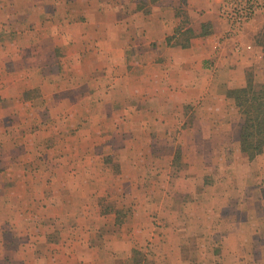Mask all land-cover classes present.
I'll return each instance as SVG.
<instances>
[{
  "label": "rangeland",
  "instance_id": "374dc122",
  "mask_svg": "<svg viewBox=\"0 0 264 264\" xmlns=\"http://www.w3.org/2000/svg\"><path fill=\"white\" fill-rule=\"evenodd\" d=\"M56 1L0 0V264H264V147L240 150L226 95L263 70L212 68L214 97L157 98L183 84L134 74L133 0H104L74 50ZM90 152L82 213L79 174L57 180L50 161Z\"/></svg>",
  "mask_w": 264,
  "mask_h": 264
},
{
  "label": "crops",
  "instance_id": "0c3cea01",
  "mask_svg": "<svg viewBox=\"0 0 264 264\" xmlns=\"http://www.w3.org/2000/svg\"><path fill=\"white\" fill-rule=\"evenodd\" d=\"M220 1L185 0L181 7L183 14H176L179 9L178 0H159L153 4L146 0H133V13L126 17L127 20L133 17L134 39L133 44H129V49L133 52L134 74L139 77V82L146 84L154 82L167 85L171 89L174 88V85H171L172 82L183 84L178 86L176 91L171 90L172 92L164 87L165 95L152 91L157 98L164 97L169 100L175 97L178 100H190L202 95V99L203 94L206 98L214 97V92L207 93L208 88L204 89V92L201 90L206 84L218 83L212 75L208 82L205 71L222 66L224 68L227 66L229 72L238 73V82H242L240 74L245 69L253 70L254 74L257 72L258 78L263 70V76L259 79L264 78V56H262L264 49L261 44V37L264 33V12L257 13L244 27L237 37L240 48L235 50L231 41L219 40L223 31V25L217 17ZM56 2L65 7L63 12L56 11L54 14L58 15L55 20L61 21L67 27L65 37L70 40L72 50L79 47L78 38L89 36L91 31L97 29L96 25H100L101 21L104 24L106 20L105 10L106 5H109L107 1L57 0ZM139 7L140 10H138ZM108 20L114 26L116 16ZM59 23L57 22L54 26ZM186 29H189L188 32ZM58 33L57 35H60ZM83 44L87 47L86 42ZM124 46L118 48L123 47L124 50ZM202 75L206 76L204 82ZM202 82L203 85H200ZM191 85L194 87L192 88ZM143 95L144 93L141 92L138 96ZM215 96L218 100H226L222 94H215ZM163 124L161 122L162 126ZM156 125H148V132ZM99 163L98 156L93 152L82 154L79 158L72 155L57 157L50 161V170L57 180L72 181L70 177L79 174L78 188L82 193L79 195L82 196L79 201V210L82 213L88 209L86 198L91 195L87 181L92 179L95 165ZM33 174L36 177L35 169ZM26 175L21 172L19 176L25 180L29 177ZM71 210L76 211L78 208L71 207Z\"/></svg>",
  "mask_w": 264,
  "mask_h": 264
},
{
  "label": "trees",
  "instance_id": "16d2710c",
  "mask_svg": "<svg viewBox=\"0 0 264 264\" xmlns=\"http://www.w3.org/2000/svg\"><path fill=\"white\" fill-rule=\"evenodd\" d=\"M148 1L153 4L159 0ZM178 1L179 9L176 14H183L181 7L185 0ZM188 30L186 29V32ZM261 44L264 49V33L261 37ZM226 95L234 99L241 114L239 148L245 155L252 158L264 147V83L254 84L248 77L244 86L229 89Z\"/></svg>",
  "mask_w": 264,
  "mask_h": 264
},
{
  "label": "built area",
  "instance_id": "2783aa9c",
  "mask_svg": "<svg viewBox=\"0 0 264 264\" xmlns=\"http://www.w3.org/2000/svg\"><path fill=\"white\" fill-rule=\"evenodd\" d=\"M259 12H264V0H221L217 17L223 25L220 41H231L235 50L240 46L237 37Z\"/></svg>",
  "mask_w": 264,
  "mask_h": 264
}]
</instances>
